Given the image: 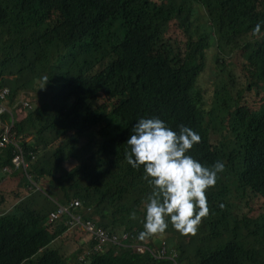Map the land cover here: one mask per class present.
Returning a JSON list of instances; mask_svg holds the SVG:
<instances>
[{"label": "trees", "instance_id": "obj_1", "mask_svg": "<svg viewBox=\"0 0 264 264\" xmlns=\"http://www.w3.org/2000/svg\"><path fill=\"white\" fill-rule=\"evenodd\" d=\"M178 16L187 20L176 35ZM215 36L221 51L243 58V69L233 72L218 55L227 80L207 100L200 78ZM5 87L6 107L22 92H34L39 105L23 120L13 109L2 114L30 177L3 172L14 143L0 150V264H174L171 253L178 264H264V0H0ZM141 116L192 128L200 141L189 154L225 165L206 190L208 214L194 234L169 224L137 238L150 186L142 167L127 163L125 141ZM66 151L76 159L68 167ZM31 178L48 180L46 188L24 196ZM73 199L84 219L126 233L123 245L87 253L93 242L82 241L79 227L69 230L67 215L48 220L53 201ZM70 232L77 248L66 256L59 239ZM161 241L166 253L156 257Z\"/></svg>", "mask_w": 264, "mask_h": 264}, {"label": "clouds", "instance_id": "obj_2", "mask_svg": "<svg viewBox=\"0 0 264 264\" xmlns=\"http://www.w3.org/2000/svg\"><path fill=\"white\" fill-rule=\"evenodd\" d=\"M260 29L261 25L257 24L252 31L255 34ZM25 101L28 100L21 98V107ZM28 102L32 108H23L33 109L39 105L36 100V103ZM199 141V133L192 128L178 125L174 130L156 116H141L132 123L131 134L125 141L128 146L125 159L134 169L142 167V178L150 186L144 202L143 228L138 233V239L163 233L169 224L180 234H194L201 218L208 214L206 190L215 185L217 175L224 170L225 165L217 160L211 166H206L193 158L189 150ZM9 168V171L3 172L12 173L16 169L13 162ZM17 169L30 177L28 169ZM39 182L31 178L27 188L39 190ZM129 215L134 219L136 214L130 212ZM115 233L125 234L126 237L124 232Z\"/></svg>", "mask_w": 264, "mask_h": 264}, {"label": "built area", "instance_id": "obj_3", "mask_svg": "<svg viewBox=\"0 0 264 264\" xmlns=\"http://www.w3.org/2000/svg\"><path fill=\"white\" fill-rule=\"evenodd\" d=\"M9 92V88L5 87L2 91H0V97L1 99H4L7 97V94ZM4 103L0 100V116L9 111V109L5 106ZM23 107H29L32 108V105L28 102H24ZM12 125L9 124V126L5 129L6 137L2 136V139L0 140V150H2L4 147H7L9 143H14L17 147L16 155L13 157V167L14 168H23L27 170L30 166V161L25 153V151L14 142L13 134L11 133ZM5 142V143H3ZM31 157L35 158V154L31 153ZM9 167H5L4 171H9ZM30 176V175H29ZM79 201L77 199H73L67 204H61L57 206L53 211H50L48 214V220L54 221L59 220L64 215L68 216V224L69 228L73 226H80L82 231L84 232L85 240H91L93 242L92 248L87 251V253L90 252H97V251H103L107 249L108 246L112 244H120L121 245V239L125 238V234H117L115 232H108L106 229H104L101 226L96 225L91 220L84 219L82 215L74 209L79 205ZM162 248L160 249L159 253L156 254V257H163L166 253V249L164 247V242L161 241ZM137 251L142 252L145 248V246L141 245H135L134 247ZM169 257L172 259L174 264H178L176 262V256L172 253L169 255ZM79 259L85 260V256H79Z\"/></svg>", "mask_w": 264, "mask_h": 264}, {"label": "rangeland", "instance_id": "obj_4", "mask_svg": "<svg viewBox=\"0 0 264 264\" xmlns=\"http://www.w3.org/2000/svg\"><path fill=\"white\" fill-rule=\"evenodd\" d=\"M202 12L206 13V10L202 9ZM186 20L187 19L181 18L179 16L176 17L173 20L174 21L173 23H175V25L172 27L173 28L172 32H174V34H176V35H179V32H177L176 29L180 30V28H178L177 25H180L181 23L185 22ZM180 33L183 34V29L180 31ZM184 34H185V31H184ZM210 44L211 45H210L209 49L206 51L205 74H204V77L200 78V82L203 85V87L207 93L206 94L207 100H210V98H212L214 96V92H216V90L220 88V86L216 87V85L218 83H220V81L227 80L226 74L219 72L218 64L215 60V58H217L218 55H219V57H221V60H224L225 63L227 64V66H229L233 70V72L241 73V70L243 69L242 68L243 58H240V56H235L234 54H231L232 52H230L227 48H224V47H223V50L221 51L218 48L219 42H218V39L216 36L213 37V39L210 41ZM45 76H47V73H45ZM244 95H247V93H244ZM19 96L18 97L22 98V100L25 99V100H28L30 102H35V100L34 101L32 100L34 97L30 94V92H27V93L22 92ZM220 97L223 98L224 95L220 94V96L217 97L215 94V100L216 101H218ZM232 98L234 100H236L235 96H233ZM35 107H38V106L35 105ZM11 109L14 110L15 115H16L17 110H18V106H13V107H11ZM8 126H9V123L7 121L3 120V117L1 115L0 116V140L2 139V136L6 137L5 129ZM37 130L39 131L40 129H37ZM60 142H61V139L56 141L54 143V146H57ZM3 143H5V142H3ZM70 155H71V152L66 151L63 153V157L65 158L64 165L67 167L70 166L71 163L76 162V159H74L73 157L69 158ZM42 183H45V182L42 181ZM26 189H27V185H26ZM39 190H41V188ZM53 202H54V205L56 207L60 205L56 201H53ZM76 227H79L81 229L80 226L76 225V226L71 227L69 230H72L73 228H75L74 230H76ZM120 231L121 230H118L117 232L120 233ZM82 233H83L82 241H85L84 232L82 231ZM59 246H60L61 250L64 251V254L66 256L72 255L77 248V243H76V240H74V235L71 234V232H70L67 236L60 238L59 239ZM141 246H145V245H141ZM69 261L72 263H75V257H71V259ZM30 263L32 264L33 261H31ZM67 263H69V262H67ZM27 264H29V263L27 262Z\"/></svg>", "mask_w": 264, "mask_h": 264}, {"label": "crops", "instance_id": "obj_5", "mask_svg": "<svg viewBox=\"0 0 264 264\" xmlns=\"http://www.w3.org/2000/svg\"><path fill=\"white\" fill-rule=\"evenodd\" d=\"M32 96H34V93L33 92H31L30 93ZM20 100H21V98H19L16 102V106H18V110H17V114H16V118L17 119H19V120H23V119H25L26 117H27V115H28V113H29V111H28V109H26V108H23V107H21V105H20ZM33 100H36V102L38 101L36 98H33ZM35 102V103H36ZM9 109L11 110V108L9 107ZM33 138V135H30V136H28V137H26V140L27 141H29V140H31ZM42 181L43 182H45V183H42ZM47 182H48V180H41L37 185L39 186V187H41L42 189H45L46 188V185H47ZM27 192H25V195L24 196H26V195H28L31 191H34V189H28L27 188Z\"/></svg>", "mask_w": 264, "mask_h": 264}]
</instances>
